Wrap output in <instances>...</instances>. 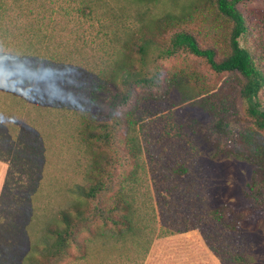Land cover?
I'll list each match as a JSON object with an SVG mask.
<instances>
[{
	"label": "trees",
	"instance_id": "1",
	"mask_svg": "<svg viewBox=\"0 0 264 264\" xmlns=\"http://www.w3.org/2000/svg\"><path fill=\"white\" fill-rule=\"evenodd\" d=\"M122 1L159 0H0V161L29 176L25 202L62 184L63 203L41 209L28 263L65 264L97 243L134 248L154 232L156 214L151 223L143 215L156 209L146 206L140 108L175 94L228 175L222 194L205 176L194 227L221 264H264V108L256 101L264 64L249 41L259 25L244 8L256 0H196L180 14L137 10L132 18ZM195 14L199 26H191ZM180 52L201 59L219 83L181 71L166 84L162 61ZM152 88L162 95L139 92ZM230 91L244 117L224 97ZM32 209L37 220L40 208Z\"/></svg>",
	"mask_w": 264,
	"mask_h": 264
},
{
	"label": "rangeland",
	"instance_id": "2",
	"mask_svg": "<svg viewBox=\"0 0 264 264\" xmlns=\"http://www.w3.org/2000/svg\"><path fill=\"white\" fill-rule=\"evenodd\" d=\"M194 2L196 0H159L155 3L136 5L122 1L121 4H125L124 14L132 18L137 10L150 15L162 14L165 11L180 14L186 12L188 6ZM244 8L250 21L259 25V32H251L249 41L256 53H263L261 63L264 64V29H260L264 26V0L248 2L244 4ZM199 24L201 19L195 14L191 26ZM68 25L73 27V22ZM156 53L157 51L153 50L151 57ZM162 64L166 84L171 73L178 74L181 71L198 74L208 86L220 81V77L205 67L201 59L185 52L163 60ZM216 91L218 93V89ZM139 92L152 97L162 95V92L154 88L141 89ZM224 97L234 103L235 111L239 115L245 116V103L234 92L230 91ZM256 101L264 108V87L258 92ZM140 110L144 112L140 133L147 146L144 150L146 206L156 209L147 208L143 215L146 222L151 223L150 219L156 214L155 224L151 223L154 232L146 238L137 239L134 248L131 244L91 245L86 257L68 260L65 264H221L219 258L203 242L201 233L193 223L194 216H202L204 210L201 201L206 175H209L208 179H211L217 194H222L221 182L224 175L228 176L223 174V165L213 161L209 151L204 148L200 139H197L198 132L195 131L192 113L179 102L175 94L172 100H149ZM72 161L74 164V160ZM179 166H183L187 171L182 172ZM14 167L16 168H10L6 175L0 202V264H29L27 256L33 252L32 242L39 241L40 228L46 220V215L42 216L41 209L48 214L63 203L59 193L62 184L52 187L53 191L49 192V198L46 200L25 202L21 199V193L29 176L19 170V165ZM25 169L29 170L30 167ZM64 172L67 177L70 176V171L64 168L59 174ZM228 172L230 171H224ZM230 173L233 176L234 170ZM35 207L40 208L37 220L32 215V208ZM161 229H164L166 234L156 236ZM171 230L174 234H168ZM135 249L137 250L134 255Z\"/></svg>",
	"mask_w": 264,
	"mask_h": 264
},
{
	"label": "crops",
	"instance_id": "3",
	"mask_svg": "<svg viewBox=\"0 0 264 264\" xmlns=\"http://www.w3.org/2000/svg\"><path fill=\"white\" fill-rule=\"evenodd\" d=\"M6 174H7V164L0 161V195L4 186Z\"/></svg>",
	"mask_w": 264,
	"mask_h": 264
}]
</instances>
